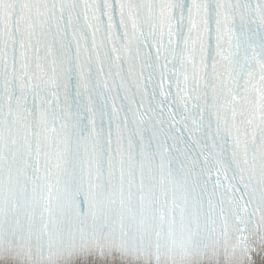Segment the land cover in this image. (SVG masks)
Instances as JSON below:
<instances>
[{
    "label": "snow or ice",
    "instance_id": "snow-or-ice-1",
    "mask_svg": "<svg viewBox=\"0 0 264 264\" xmlns=\"http://www.w3.org/2000/svg\"><path fill=\"white\" fill-rule=\"evenodd\" d=\"M0 264H264V0H0Z\"/></svg>",
    "mask_w": 264,
    "mask_h": 264
}]
</instances>
